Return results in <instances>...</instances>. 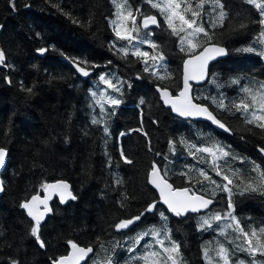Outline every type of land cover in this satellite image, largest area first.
<instances>
[{"label": "trees", "instance_id": "obj_1", "mask_svg": "<svg viewBox=\"0 0 264 264\" xmlns=\"http://www.w3.org/2000/svg\"><path fill=\"white\" fill-rule=\"evenodd\" d=\"M176 4L184 23L140 5L135 36L154 44L138 50L110 25L112 0H0V264H52L72 243L92 247L84 264H143L159 237L157 264H222L218 214L232 204L245 230L264 227V0ZM146 14L159 21L152 34ZM209 42L226 55L192 95L229 134L174 116L155 88L174 94L184 58ZM155 164L213 204L168 213L148 183ZM60 179L71 198L36 225L21 202Z\"/></svg>", "mask_w": 264, "mask_h": 264}, {"label": "water", "instance_id": "obj_2", "mask_svg": "<svg viewBox=\"0 0 264 264\" xmlns=\"http://www.w3.org/2000/svg\"><path fill=\"white\" fill-rule=\"evenodd\" d=\"M156 16H145L141 19L144 28L156 27ZM226 55L224 46L209 42L203 45L197 52L184 58L181 65V85L172 94L170 89L156 86L159 100L169 108L172 114L183 120L204 121L214 129L229 134L228 127L218 119L207 105L196 102L193 99V87L204 83L208 77L210 65L217 59ZM7 160V151L0 147V195L3 192L1 173ZM148 183L155 190L159 202L168 213L175 216H185L187 213L196 214L206 211L214 202L213 199L200 193H193L188 187H174L166 179L159 167L155 164L148 173ZM72 196L70 183L66 180H55L47 183L42 194H34L21 202L20 207L25 214L36 224L51 213V202L56 198L65 205ZM91 246H82L77 243L69 245L65 255L60 256L52 264H84L92 254Z\"/></svg>", "mask_w": 264, "mask_h": 264}, {"label": "rangeland", "instance_id": "obj_3", "mask_svg": "<svg viewBox=\"0 0 264 264\" xmlns=\"http://www.w3.org/2000/svg\"><path fill=\"white\" fill-rule=\"evenodd\" d=\"M177 3V0H175ZM174 0H142V3L146 2L147 6L146 8H155L159 10L164 15V23L171 24L173 23L177 16L181 19L182 16L179 14V7L175 3ZM114 13L112 17H110L109 22L110 25L113 27L117 35L126 36L128 37L127 45L128 46H136L137 49L139 47H144V45L149 46L152 48L154 42L152 40H146L138 38V36H135V30H136V10L132 9L133 2L132 0H112ZM149 4V5H148ZM140 8V5L138 6ZM152 15V14H146L142 15L140 18L142 19L145 16ZM157 17V16H156ZM140 18H138V23L140 22ZM185 22V19H183V23ZM180 23L183 25V23L180 21ZM182 25L179 26L178 31L182 29ZM139 26L141 29H145L141 26L139 23ZM149 30L148 32L150 34L153 33L152 28H147ZM169 44V41H168ZM192 45V44H191ZM139 50V49H138ZM145 55H148L149 51L145 48L143 51ZM151 55V54H150ZM152 56V55H151ZM234 206L230 204L229 208H227V214L220 215L218 214L216 216L218 221V227L219 231H221V241L220 243V249L217 250L215 253L216 257L220 258L222 261V264H261L260 259H257L259 257L260 253H263L264 251L261 250L264 245V227L263 228H254L250 227V224H248L249 231L245 230L242 223L239 221V219L233 214ZM228 238L231 239V242L227 240ZM225 242H230L233 245H238L237 247V253L239 254L237 257L240 259H237L232 255L230 256V252L227 249L222 248L225 244ZM157 244V247L155 245ZM151 245L155 246L159 250H156L153 248L150 253H146V255L142 258V263H156L159 261V258L156 257V253H162L164 244L162 238H155L153 242L150 243ZM172 244V243H171ZM170 244V245H171ZM146 248L149 246V242L144 244ZM226 250V251H225ZM168 255V254H167ZM169 260L173 258L171 255L168 256ZM229 257V258H228ZM261 259H264L262 257ZM217 259L212 258L211 256L208 259L209 264L215 263Z\"/></svg>", "mask_w": 264, "mask_h": 264}, {"label": "flooded vegetation", "instance_id": "obj_4", "mask_svg": "<svg viewBox=\"0 0 264 264\" xmlns=\"http://www.w3.org/2000/svg\"><path fill=\"white\" fill-rule=\"evenodd\" d=\"M136 1H137L136 4H138V6L142 4V0H139V1L136 0ZM138 6L136 5L135 8H134V9L136 10V13L139 11V10H138V9H139ZM152 15H153V14H152ZM148 16H151V15H148ZM154 16H156V15H154ZM156 18H157V17H156ZM157 20H158V18H157ZM139 21L141 22V18H140ZM140 22H139V23H140ZM158 26H159V21H158V25H157L156 27H149V28H152V29H153V28H157ZM51 203H52V202H51ZM61 205H62V204H61ZM125 225H127V224H125ZM121 226H122V224H121ZM68 247H69V246H68ZM66 253H67V252H66ZM64 255H65V254H64ZM62 256H63V255H62ZM58 258H59V257H58Z\"/></svg>", "mask_w": 264, "mask_h": 264}]
</instances>
